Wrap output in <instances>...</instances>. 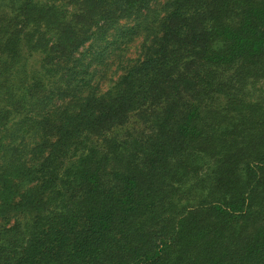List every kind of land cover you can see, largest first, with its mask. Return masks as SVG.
Wrapping results in <instances>:
<instances>
[{
    "label": "trees",
    "instance_id": "trees-1",
    "mask_svg": "<svg viewBox=\"0 0 264 264\" xmlns=\"http://www.w3.org/2000/svg\"><path fill=\"white\" fill-rule=\"evenodd\" d=\"M0 264H264V0H0Z\"/></svg>",
    "mask_w": 264,
    "mask_h": 264
},
{
    "label": "rangeland",
    "instance_id": "rangeland-1",
    "mask_svg": "<svg viewBox=\"0 0 264 264\" xmlns=\"http://www.w3.org/2000/svg\"><path fill=\"white\" fill-rule=\"evenodd\" d=\"M139 47H140V41L134 43L130 47L129 51L127 52L126 57L128 58L129 56H131V58H136V56L138 54L137 52L139 51ZM236 72L237 73L240 72L239 80H240V84H241V90L243 89V91H246L247 94H248V92H249V94L250 93L251 94H255V88H254L255 85H252L253 87L251 86V82L254 81V77H252V76L247 77L248 76V72L244 71V70H241V71L237 70ZM241 77H242V79H241ZM259 87L260 86H258V88ZM103 89L106 90L107 87L104 86Z\"/></svg>",
    "mask_w": 264,
    "mask_h": 264
}]
</instances>
